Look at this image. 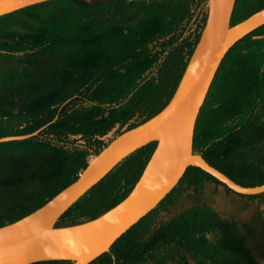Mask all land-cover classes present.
I'll return each mask as SVG.
<instances>
[{
    "label": "trees",
    "instance_id": "1",
    "mask_svg": "<svg viewBox=\"0 0 264 264\" xmlns=\"http://www.w3.org/2000/svg\"><path fill=\"white\" fill-rule=\"evenodd\" d=\"M263 8L264 0H235L230 25ZM205 9L206 0H49L0 16V139L45 126L36 136L0 142V227L75 181L113 129L115 137L167 105ZM155 147L122 159L55 226L91 221L120 203ZM193 152L239 185L264 184V25L222 59L196 119ZM206 184L231 192L188 167L151 212L89 264H260L264 214L221 216L203 196ZM185 194L190 206L161 219ZM238 196L264 203V193Z\"/></svg>",
    "mask_w": 264,
    "mask_h": 264
},
{
    "label": "water",
    "instance_id": "2",
    "mask_svg": "<svg viewBox=\"0 0 264 264\" xmlns=\"http://www.w3.org/2000/svg\"><path fill=\"white\" fill-rule=\"evenodd\" d=\"M46 1L49 0H0V16ZM234 3L235 0H206V19L198 42L172 98L158 114L107 141L100 152L89 157L75 181L43 206L0 227V264L57 260L89 264L151 212L188 167L201 169L235 194L264 193V184L239 185L193 152L196 119L222 59L238 40L264 25L263 8L231 26ZM41 129L24 136L1 138L0 142L24 140L36 136ZM151 142H156L154 152L120 203L91 221L55 226L61 215L122 159Z\"/></svg>",
    "mask_w": 264,
    "mask_h": 264
},
{
    "label": "rangeland",
    "instance_id": "3",
    "mask_svg": "<svg viewBox=\"0 0 264 264\" xmlns=\"http://www.w3.org/2000/svg\"><path fill=\"white\" fill-rule=\"evenodd\" d=\"M116 130L117 128L113 129L107 136L102 138V140L104 142L111 140L115 135ZM203 196L221 216L226 218L247 220L256 211H260L264 214V203L260 204L256 200L251 201L239 197L238 194L226 191L222 186L206 184ZM190 204V199L187 194H185L178 204L171 208L168 213H161L160 218L166 220L186 209Z\"/></svg>",
    "mask_w": 264,
    "mask_h": 264
},
{
    "label": "flooded vegetation",
    "instance_id": "4",
    "mask_svg": "<svg viewBox=\"0 0 264 264\" xmlns=\"http://www.w3.org/2000/svg\"><path fill=\"white\" fill-rule=\"evenodd\" d=\"M259 263H260V264H264V261H261V260H260Z\"/></svg>",
    "mask_w": 264,
    "mask_h": 264
}]
</instances>
